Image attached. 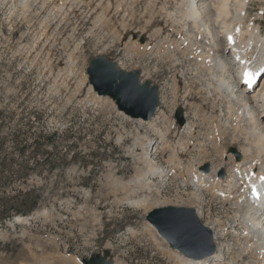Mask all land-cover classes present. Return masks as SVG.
<instances>
[{
  "label": "rangeland",
  "instance_id": "1",
  "mask_svg": "<svg viewBox=\"0 0 264 264\" xmlns=\"http://www.w3.org/2000/svg\"><path fill=\"white\" fill-rule=\"evenodd\" d=\"M182 3L0 0L2 154L17 145L14 134H20L22 144L40 136L35 157L30 156L34 149L15 154L19 162L39 167L15 176L14 186L29 192V205L0 224V264H82L83 257L106 250L111 251L114 264H177L173 248L150 226L146 215L165 206L195 209L194 186L185 182L178 169L170 173L171 165L166 162L170 152L161 141L153 157L170 174L163 180L154 176L146 186L139 183L138 177L149 169L147 161L153 159L150 147L148 153L144 148L146 137L156 130H149L143 119L120 111L111 97H100L90 85L87 68L94 57L106 56L125 71L139 70L142 81L157 85L160 98L167 100L160 101L158 124L169 129L173 144L184 137L190 140V151L182 154L181 161L197 163V147L209 143L213 123H224L226 105L217 98L215 73L209 63L200 54L183 55L176 48L184 37L187 12ZM231 8L239 9L237 0L231 1ZM246 16L259 19L264 33V0L250 2ZM189 23L188 29L197 34ZM191 86L197 92L196 101L186 99ZM193 103L200 113L207 111L212 116L218 109L210 119L213 123L196 118ZM177 108L184 110L185 123H197L193 138L177 122ZM231 128H226L230 138L235 132ZM226 147L232 152L240 145L230 141ZM206 165L210 171L212 163ZM218 172L226 177L227 167ZM205 195L211 215L200 220L216 225L219 218L222 227H228L227 258L232 264H256V257L243 255L245 236L234 233L242 232L233 223L240 214L238 208L209 191ZM142 200L143 205L138 202Z\"/></svg>",
  "mask_w": 264,
  "mask_h": 264
},
{
  "label": "bare ground",
  "instance_id": "2",
  "mask_svg": "<svg viewBox=\"0 0 264 264\" xmlns=\"http://www.w3.org/2000/svg\"><path fill=\"white\" fill-rule=\"evenodd\" d=\"M231 1L183 0L187 12L184 13L186 19L184 18V25H182L183 30L181 28L184 37L180 39H183L181 43H176V48L183 55L199 57L200 54L201 59L207 64L209 63L210 69L214 70L215 74L212 79L215 84L214 90L218 94L217 98L221 99L220 102L226 105L225 114H223L224 123L218 120L214 124L213 120H210L217 114L218 109H214V116H212L207 111L200 113L198 111L200 107L198 108L196 103H193L195 107L194 116L198 119L202 117L203 120H208L209 125L213 123L214 130L208 134L209 143L197 147L199 161L185 164L181 161V156L190 151V140L184 137L178 144H173L170 141L169 129H165L158 124V120L161 119L159 114L161 107H158L157 112L151 119L143 120L149 130L150 128L156 130L154 131L156 134L145 136L144 148L148 153V147H150L151 157H153L161 141L162 147L166 148L165 151L170 152L169 157L166 156L168 158L166 160L167 164L171 165L169 166L171 167L169 168L170 173L178 169L182 178H185V182L187 181L188 184L194 186L192 198L197 202L195 214L199 219L204 216L210 218L209 215H211L210 209H206L208 204L205 203L207 198L205 192L207 191L215 198L218 195L220 198H224L223 200L227 204H234L240 214L236 215L233 223H236L242 229V232H240L235 228L234 233L239 236L244 235L245 241H247L246 245H243V255H253V257H256V264H264V181L260 179L264 176V79L253 89L248 88L243 79V73L246 69L256 71L264 67V33L261 30L259 19H248L246 16L247 5L254 0H237L239 9L236 8L235 10L231 8ZM183 3L182 6L184 7ZM178 21L180 22V20ZM189 22H192L191 24L197 30V34H192L191 30L188 29L189 25L187 26V24H190ZM159 29L158 31H160ZM229 36L233 37L234 42L228 41ZM168 41L167 39L166 42ZM170 45L172 46L174 43H169L168 46ZM210 72L212 73V71ZM175 80L178 90V74L175 75ZM211 86L213 87V85ZM165 99L161 97V104L167 102ZM186 99L190 101L198 99L193 86L188 89ZM205 108L207 107L205 106ZM224 110L221 109V113ZM163 119H168V116L164 115ZM180 127L186 130L188 137H192L196 133L197 123L188 121ZM228 127H232L231 129L235 131L231 138L227 134L228 130L226 128ZM219 130L222 132L219 133ZM213 132L218 133L214 134ZM230 141L239 144L240 148L228 152L226 145ZM145 157L150 158V154ZM155 160H157L156 157L150 158L147 161L149 169L138 177L137 180L142 185L145 184L146 186L153 183L152 178L154 176L163 180L170 174L167 173L166 168L157 163L158 160ZM204 163H212L210 171L205 170ZM226 167L228 174L224 177L218 171L220 168L225 169ZM251 186H255V195L250 190ZM147 201L149 202V200ZM138 202L144 204V200ZM145 205H147V202H145ZM215 221L217 222L216 225L209 222L205 224L212 230L213 239L217 244L216 252L203 259H193L185 257L180 251L173 249V252L176 253L173 256L176 257L177 264H232L233 260L230 261L227 258L230 247L224 242L228 235V227H222L219 218ZM150 226L159 233L152 224ZM160 236L162 235L160 234ZM163 239L167 241L165 238ZM251 240H254V242L252 243Z\"/></svg>",
  "mask_w": 264,
  "mask_h": 264
},
{
  "label": "water",
  "instance_id": "3",
  "mask_svg": "<svg viewBox=\"0 0 264 264\" xmlns=\"http://www.w3.org/2000/svg\"><path fill=\"white\" fill-rule=\"evenodd\" d=\"M87 73L93 90L100 96L111 97L125 114L149 120L156 113L160 105L159 87L149 80L142 81L139 70L125 71L106 56H96L91 59ZM175 117L180 125L185 123L182 108L176 109ZM205 170H209V165H206ZM146 219L171 248L180 251L185 257L203 259L217 250L212 230L201 222L194 208L157 207L146 215ZM81 261L83 264H114L109 250L85 256Z\"/></svg>",
  "mask_w": 264,
  "mask_h": 264
},
{
  "label": "trees",
  "instance_id": "4",
  "mask_svg": "<svg viewBox=\"0 0 264 264\" xmlns=\"http://www.w3.org/2000/svg\"><path fill=\"white\" fill-rule=\"evenodd\" d=\"M19 137L20 134H14L17 145L13 146V149L8 153L2 154L5 136L0 131V224H4L7 219H12L15 214L24 212L25 208L29 205L27 203L29 192H25L24 189L14 186L17 180L15 176L30 174L31 171L39 167L38 164L19 162L15 154H25L34 149L30 152V156L35 157V151L39 149L38 138L40 136L32 138L30 142L27 141L25 144L20 142ZM30 204L34 206L35 202Z\"/></svg>",
  "mask_w": 264,
  "mask_h": 264
},
{
  "label": "snow or ice",
  "instance_id": "5",
  "mask_svg": "<svg viewBox=\"0 0 264 264\" xmlns=\"http://www.w3.org/2000/svg\"><path fill=\"white\" fill-rule=\"evenodd\" d=\"M228 41L229 42H234L233 41V37L232 36H229L228 37ZM237 59H239V57H237ZM260 73H264V68H260L258 71L256 72H253V71H250V70H245V72L243 73V76H244V82L251 86L255 79L257 78V76L260 75ZM261 181H264V176L260 177ZM253 191H255V186H253Z\"/></svg>",
  "mask_w": 264,
  "mask_h": 264
}]
</instances>
